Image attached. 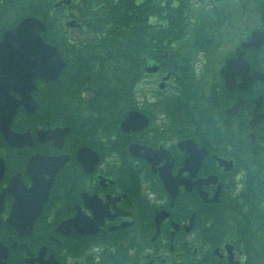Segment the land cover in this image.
Returning a JSON list of instances; mask_svg holds the SVG:
<instances>
[{
  "label": "flooded vegetation",
  "instance_id": "af4514ba",
  "mask_svg": "<svg viewBox=\"0 0 264 264\" xmlns=\"http://www.w3.org/2000/svg\"><path fill=\"white\" fill-rule=\"evenodd\" d=\"M195 1L189 0L183 12L172 15L191 20V28L196 31L170 41L167 54L152 60L151 65L156 68V73L150 75L155 78L153 82L146 79L139 83L136 111L146 117L145 126L142 121L124 127L121 124L123 131L112 140L103 138L97 143L88 140L86 145L74 149L67 143V137L62 141L54 134L47 139L41 132L60 126L48 122L45 109H39L46 95L42 81H36L38 89L32 94L35 109L30 103L17 105L10 132L23 135L18 146L9 143L0 125V264H229L226 245L234 247L235 261L244 262V255L235 245L210 244L219 242V236L205 234L206 202L197 187L186 190L180 186L171 206L172 197L161 170L171 165L172 174H178L188 156L184 143L189 140L208 150L206 159L221 155L230 160L226 157L227 149L222 147L228 148L227 142L208 138L206 125L190 124L180 109V100L185 99L183 83L192 87L208 82L206 90L211 91L218 81L223 82L226 60L236 56V50L252 33L264 32V0ZM224 19L228 21L223 23ZM238 28L244 33L240 43L232 39ZM257 54L261 55L260 60ZM252 55L257 57L258 68L248 59ZM244 58L253 71H264V47L248 49ZM232 95L230 106L240 94L234 90ZM206 97L202 98L204 105ZM16 99L20 101L22 97L16 95ZM244 99L246 106L252 101ZM253 109L254 106L252 113ZM228 126L235 131L238 124ZM81 148L92 149L99 157L91 172L87 171L91 167L87 169L77 158ZM146 148L161 154H152L149 161ZM34 155L68 156V159L57 174H43V180L53 178L49 199L40 216H36L31 233L21 234L10 222L20 226L29 222L31 209L41 199V190L30 192L11 184L19 175L26 188H31L33 182L26 167ZM202 169L194 181L215 170L227 178L234 176L213 162L209 171ZM182 175L189 178L188 172ZM8 185L9 194H5ZM58 186L61 187L55 208L49 209ZM216 190L213 185L203 186L210 198ZM178 200H181L178 210L185 213L175 219L172 211ZM15 208L22 209L21 218H15ZM160 212L168 216L159 223Z\"/></svg>",
  "mask_w": 264,
  "mask_h": 264
},
{
  "label": "trees",
  "instance_id": "16d2710c",
  "mask_svg": "<svg viewBox=\"0 0 264 264\" xmlns=\"http://www.w3.org/2000/svg\"><path fill=\"white\" fill-rule=\"evenodd\" d=\"M66 1L0 0V29L28 16L45 23L43 39L61 50L67 65L58 80L44 85L46 95L39 109H45V118L53 126L71 127L67 143L74 149L88 140L97 143L120 134L121 122L137 107L136 89L145 76L144 68L161 58L170 41L196 29L186 17L172 15L183 12L176 0ZM58 3L61 6L57 7ZM70 21L75 27L67 25ZM257 55L260 60L261 55ZM248 59L258 68L255 55ZM207 84L189 87L183 83L185 99L180 100V109L190 124L206 125L208 138L227 142L229 149L222 147L234 159L240 183L224 180L220 202L205 204V234L219 236L220 243L234 244L244 255L243 264H264V118L250 128L252 103L236 116L227 117L224 110L233 100L232 93L220 81L211 91L206 90ZM258 95L264 97L262 82L244 93V98ZM260 111L264 113V100ZM231 123L238 124L237 130L228 126ZM250 132L255 133L254 141L248 136ZM210 164L206 161L205 172ZM60 187H55L47 208H55ZM180 202L172 211L175 219L185 213L178 210Z\"/></svg>",
  "mask_w": 264,
  "mask_h": 264
},
{
  "label": "water",
  "instance_id": "95a60500",
  "mask_svg": "<svg viewBox=\"0 0 264 264\" xmlns=\"http://www.w3.org/2000/svg\"><path fill=\"white\" fill-rule=\"evenodd\" d=\"M45 31L46 27L42 21L36 17H28L21 20L12 29L7 30L0 41V125L5 132L7 140L14 146H18V143L23 138V136L10 132V124L18 103H30V105L33 106L32 109H35L36 101L32 98L31 93L37 90L35 86L36 79L44 80L47 83L56 81L66 66L61 51L43 40L41 34ZM262 45H264V33L254 32L251 40L244 42L242 48L236 51V57L226 61L224 79L225 85L229 90L232 91L237 88L244 91L255 81H264V72L255 71L252 73L249 64L243 58V54L248 48H259ZM155 69L156 68L150 67L147 70L148 72H154ZM169 76L170 75L166 76L165 79H168ZM238 77H241V82L239 84L236 83ZM16 94L21 95L22 99L20 101L15 99ZM262 100V96L253 100L256 106L254 109V116L250 121L252 127L263 120V114L258 113ZM244 104L245 101L239 96L237 102L227 110V114L231 116L236 115ZM137 120L140 121L143 120V118L139 114L133 112L125 120L123 127L134 124ZM69 130V127L56 128L54 130L48 129L46 132H41V134L47 136V139L57 134L63 141L69 133ZM250 137L254 140V133H251ZM184 145L185 148H187L189 157L180 173L174 177L171 174V168L162 170V177L166 189L172 195V205L178 194L179 186L184 185L188 190H191L194 186L201 189V186L204 184H216L218 181L217 176L213 175L207 179H202L195 183L192 182L193 177L197 175L202 165L207 151L205 148L198 149L193 141H187ZM154 153L158 154V152ZM146 155L149 157L148 159H151L152 153L146 150ZM66 157L67 156L48 158L35 155L30 159L27 167V171L33 182L30 192L41 190L40 201L35 208L31 209L34 215L39 214L53 184V178L44 182L43 174H56L67 161L68 157ZM77 158L85 164L86 168L88 166L91 167L90 169L87 168L88 172H91L93 169L92 167L96 166L99 161L98 155L88 148H81L77 153ZM218 162L219 165L223 166L227 171L231 170L233 167V161L218 159ZM183 171H189L191 177L189 179L184 178L181 174ZM0 174H2L1 164ZM11 186L24 188L19 175L13 178ZM8 189L9 187L6 189V192L9 193ZM220 190L221 185L219 184L217 192L212 199H208L205 193H202V196L208 203L217 202ZM21 211V208H17L15 216L17 217ZM167 216L168 213L160 212L158 214V222L160 223ZM11 223L14 224L13 222ZM14 225L21 232L24 231L20 226ZM32 225L33 222L31 223V226ZM229 261V264H240V262H233L232 257H230Z\"/></svg>",
  "mask_w": 264,
  "mask_h": 264
},
{
  "label": "rangeland",
  "instance_id": "374dc122",
  "mask_svg": "<svg viewBox=\"0 0 264 264\" xmlns=\"http://www.w3.org/2000/svg\"><path fill=\"white\" fill-rule=\"evenodd\" d=\"M148 81H150V80H148ZM151 82V81H150ZM149 90H151V89H149Z\"/></svg>",
  "mask_w": 264,
  "mask_h": 264
}]
</instances>
